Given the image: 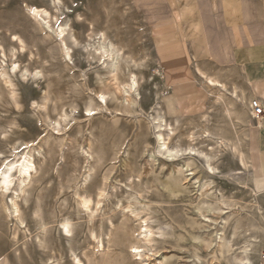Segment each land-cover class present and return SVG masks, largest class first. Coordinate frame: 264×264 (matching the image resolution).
Here are the masks:
<instances>
[{
    "label": "rangeland",
    "instance_id": "1",
    "mask_svg": "<svg viewBox=\"0 0 264 264\" xmlns=\"http://www.w3.org/2000/svg\"><path fill=\"white\" fill-rule=\"evenodd\" d=\"M60 1V10L55 11L51 0H0V45L5 54L11 45L18 46L16 40H11L13 35L28 48L15 51L12 59L0 60V66L16 62L19 71L28 72L24 79L16 76L14 92L17 97L13 100L17 103H11L15 101L0 81V167L2 160H17L19 154L30 152L37 170L32 184L26 188V201L19 202L23 224L16 240L12 234L14 222L5 218L0 206V264H45L48 253L39 246L37 239L50 248L59 244L63 252L60 264L73 263L70 250L85 263L81 254L84 249L91 253L96 241L106 246L107 240L112 238L117 248H126L122 253L125 264H137L140 260L133 249L127 248L131 244L140 247L141 264H237L235 256L251 242L250 237H264V217L260 219L247 206L252 199L245 188L250 184L247 176L250 169L240 168L228 143L224 150L213 142L197 144L198 151L207 150L205 153L213 155L212 174L201 155L185 152L168 161L157 154L156 132L146 127L145 120L150 121L158 109L163 110L169 120L194 118L198 114L175 117L164 108L162 74L154 56L149 25L143 18L142 9L146 3ZM26 5L57 14V21L47 20L51 26L67 22L64 44L70 50L71 59H63L60 55V38L52 32L46 36L44 31H39ZM99 40L101 44L108 40L121 50L129 67L120 65L119 68L118 65L115 68L118 72H113L114 68L109 66L112 59L100 57L103 50L95 49L101 45ZM28 52L33 55L30 59ZM129 72L141 78L137 92L131 94V99L135 100L128 105L130 107L126 106L124 98L127 95L123 93L117 96L118 102L107 94L102 102L98 92L114 85L112 75L117 74L118 82L123 84ZM96 101L102 107L92 112L88 121V113L84 110L93 107ZM63 114H67L68 119H64ZM213 117L218 122L223 119L218 111ZM184 127L183 131L193 128ZM225 130L222 135L226 140L238 146L234 131ZM89 132L93 135L92 159L89 158L93 170L83 182L80 173L86 167L83 152H89L86 143V139L91 138ZM178 133L166 142L169 147L181 145L184 149V141L178 138ZM210 147L215 149L210 150ZM188 162L192 166L191 171H185L187 182L182 181L172 195L170 190L176 187L177 175L170 173V169ZM206 181L210 183L208 192L201 196L199 184ZM75 193L81 194L87 202L91 200L92 204L88 203L96 212V240L86 230V212L77 204ZM254 197L264 216V194ZM218 208H221L220 214ZM40 219L46 223V235L39 229ZM64 219L70 220L74 230L68 237L61 236L58 224ZM141 220L145 223L141 224ZM242 223L249 224L233 236V229ZM141 225L151 231L149 244L142 241L144 228ZM109 229L112 231L110 237L107 236ZM221 229L225 238L232 239L230 253L219 254L215 244L205 249L201 243L211 232L212 238L214 234L219 237ZM253 248L250 264H261L260 253L264 246L254 244Z\"/></svg>",
    "mask_w": 264,
    "mask_h": 264
},
{
    "label": "bare ground",
    "instance_id": "2",
    "mask_svg": "<svg viewBox=\"0 0 264 264\" xmlns=\"http://www.w3.org/2000/svg\"><path fill=\"white\" fill-rule=\"evenodd\" d=\"M132 1L134 2V4L137 5L138 3H149V2H155L158 0H132ZM51 3L54 5L53 10H55V11L60 10L58 7L62 4L60 0H51ZM26 8L28 9L30 17L32 18L34 24L39 29V31H42V32L44 31L46 33L45 34L46 36H49V32H52L54 35H56L58 38H60V43H58V48H59V51L61 53L60 55L62 56V58L63 59H65V58L71 59L70 50L66 46V44H64V37L66 36L65 35L66 34V27L68 25L67 22L64 24H61V25L55 24V25L51 26L47 20L52 19L53 21H57V19H58L56 16L57 14H50L46 8H38V7H34L32 5L31 6L26 5ZM77 18L79 20L80 16H77ZM102 35H103L102 37L104 38L103 33H102ZM11 38H12L11 39L12 41L16 40V42L18 43V46L11 45L10 49H8V51H7V54H5L3 47H1V45H0V60H2V62L4 61L2 58H6V57H9L11 59L14 58L16 55L15 51L28 49V48L26 49L25 45L23 44L22 40H20V38H17L15 35H13ZM107 41H104L101 44V42L99 40L101 45L98 48H95L97 51L99 50V52H100V50H103V52L100 54L101 55L100 57H103V58L105 57V59L108 58L109 60H110V58L112 59V62L110 63L109 66H110V68H114L113 72H116V73L118 72L115 69L118 67V65H119V68L121 65L122 68L127 69V67H129L128 61H126L127 59L125 60V58H122V56L120 54L121 50L114 48L113 44L110 41L109 42H107ZM96 45H98V44H96ZM30 56L33 57V55H31V53L28 52L27 58L30 59ZM100 59H102V58H100ZM101 61H103V60H101ZM104 62H102V64ZM105 63H107V62H105ZM130 63H132V62L130 61ZM0 67L2 69L0 71V81H1L2 85L5 87L4 89H6V91L9 90V92H10L9 95L11 94L10 97L12 98V100L16 99L15 97H17V96H15L16 94L14 92V90L16 88V83H15L16 76L18 74L20 76V78L24 79L28 72L27 73L25 72V74H23L22 71H19L20 69H19V66L16 64V62H10L7 66H4V67L0 66ZM197 67H195L194 69L196 70V72L200 76V78H202L204 80L203 85L208 89L209 95H210L209 105H207L208 106L207 111L205 110V112L203 114L198 115L197 117H194V118L169 120V119H167V117H165L164 113L162 112L163 110L162 111L160 109H158L157 111L155 110L156 115L153 116L150 121L145 120V122H147L146 127H152V129L156 132L155 141H156L157 154H159L161 157L167 159L168 161H173L175 158L183 155V153H185V152L188 153L189 155H193V156L201 155V157L203 156L205 158L206 167L208 170H210V173L212 174V171L214 170V168L211 166L210 162L213 160L214 157H213V155L205 153V151H207V150H205L204 152L198 151L197 147H196L197 144L198 143L203 144L205 142H207V143L213 142V144L216 145L220 150H224L225 148H227V143H228V145H230V150H233L232 152H234L236 154L240 168H242L243 170H248L249 162H248V156H247L246 138H247V124H248L247 115H248V111H249V109H248V103L249 102L246 103V99H245L246 97L244 96L245 94L243 91L244 89L241 90L233 84L231 89L227 90L225 84L222 81H219L212 74H210V75L205 74V71L204 72L200 71L199 67L198 68ZM130 70L132 71V69H130ZM110 71H112V70H110ZM128 71H129V69H128ZM133 72L128 73V75L126 76V80H125L126 82L123 84L118 82V79L116 78L117 74L116 75L113 74L111 78H113V81H115L114 85L112 84V87L110 89L107 87L108 88L107 91L98 92V94H99L98 97L101 99V101L102 102L104 101L106 94L113 96V98L116 99V101H117V99H118L117 96L121 95L123 93V95L124 94L127 95V97L124 96L126 106L132 104L135 99L134 100L131 99V94H133V93L135 94L137 92V87L139 86L138 84H140L138 82L141 79L136 74H134ZM110 75H111V72H110ZM235 79H234V81H235ZM110 84H111V82H110ZM108 86H110V85H108ZM103 89H105V88H103ZM132 97H133V95H132ZM121 100H123V99H121ZM13 101H15V102L11 101V103H17L16 100H13ZM95 103L96 104L93 105V107H87L84 110L86 113H88V121L90 120V118H92V112H94L98 108L102 107L101 106L102 104H100L98 101H96ZM119 103H118V106H119ZM116 106H117V104H116ZM128 107H130V106H128ZM116 111H118V110H116ZM216 111H218L222 114L223 119H222V121L220 120L221 122L216 121L215 118L213 117V114ZM63 117H64V119H68L67 114H63ZM143 122H144V120H143ZM139 123H140V121H139ZM139 125H141V123ZM186 125H189V127L192 126L193 128H190V129H187L186 131L185 130L183 131L182 129H185L184 126H186ZM226 128L227 129L229 128L231 131L232 130L234 131V133L236 134V137H237L238 144H239L238 146H236L235 144H232L231 142L226 140L224 135H222L223 134L222 130L223 129L225 130ZM225 131H223V132H225ZM239 131H240V134H238ZM176 132H179L178 138L183 139V141H184L183 142L184 143V149H182L183 147L181 145H177L175 147H169L168 143L166 142L169 140V138L172 135H176L175 134ZM89 134H90L91 138L86 139L87 148L89 149V152L88 151L83 152L84 153V162L86 163V167L84 168V171L82 170V172L80 173V176L82 177L83 182L88 177V174L90 173V171L93 170V169H91L92 165H90V162H89V160H90L89 158L91 157V159H92V152H90V151H91V147L93 145L92 144L93 135L90 132H89ZM225 136H226V134H225ZM230 136H233V135L231 134ZM230 136H229V138H230ZM25 145H27V144L25 143ZM46 145L48 147H50L48 144H46ZM56 146H61V144H57ZM28 147L29 146H27V148ZM213 148L210 147V150H213ZM19 155H21V156L17 160H13V161L12 160H8V161L2 160L1 161V167L2 168L0 167V206H1V209L3 211L5 218L10 219L11 222H14V228H13L14 233H12V234L14 235L13 239H15V240L17 239L16 238V235L18 234L17 232L20 231V228H21L20 226L23 224L22 213H21L22 211H21V206H20L19 202H20V200H22L21 203L24 204V202L26 201V198H24L25 197L24 195L27 194L26 188L32 184L34 175L37 173V170H36L35 164L32 160V156H31L30 152L21 153ZM15 157H16V155H15ZM91 163H94V162H91ZM191 166H192V164H189V162H188V164L179 165V166L174 165L171 167L170 173L177 175L175 177L176 187H175V189L170 190V193L172 195L176 194L177 187L182 181L187 182V180H186L187 176L185 175V171H191V169H189V168H191ZM192 174H193V172L190 173V175H192ZM209 185H210V183L208 181H206L204 184H199V187H200L199 192H200L201 196L207 194V192H208L207 187ZM205 187H206V189H205ZM245 188H246V190H248L252 194V199L249 201L248 205L247 204L246 205L249 207L250 210L253 209L256 212V214H258L260 216V219H262L264 217L263 212H262V208L257 203L256 198L254 196H257V198H258L259 195L264 194V180L263 181H251L250 184H247L245 186ZM203 191H204V193H203ZM209 193H210V191H209ZM22 196H23V198H22ZM75 197L77 198V204L79 205V207L86 212V214L84 216L87 219V229L86 230L89 231L93 240L94 239L96 240V238L94 237L96 229H97L96 222H94V220L96 219V216H95L96 212L95 213L93 212V210H92L93 208H91V206L89 204V203H91L90 202L91 200H89L88 201L89 203H88L83 198V196L79 193H75ZM7 198H9V199L7 200ZM245 208H246V206H245ZM133 211H135V210H133ZM220 211H221V208H218L217 213L220 214ZM135 216L138 217L139 215L136 213ZM237 216H235V217H237ZM246 218H247V216H246ZM138 220H140V218ZM143 220H141L142 221L141 224H143V222H144ZM58 224L61 227V236L62 237H68L74 231V230L72 231L73 228L71 226L70 220L64 219L62 221H59ZM248 224L249 223H246V224L241 225L240 227H235L233 229L232 235L234 236V234L240 232V228L245 227ZM224 225H225V223H224ZM38 226H39V229H41L42 234L46 235L47 230H46V223H44V220L40 219V221L38 222ZM120 227L121 226H119V228ZM140 227L144 228V232L142 233V235H143L142 241L149 244L150 243L149 236L151 235L150 229H148L147 226H145V225L144 226L141 225ZM208 227H210V225ZM222 230L223 229L220 230L219 237H217L218 234H214L215 237L212 238L213 232H211L207 239L202 240L201 243L203 244L205 249H209L213 244H215L216 249L219 251L218 252L219 254H222L223 252L230 253V251L232 250V244H231L232 239L230 237L225 238ZM24 231H26V230H24ZM111 235H112V231H111V229H109L107 236L110 237ZM58 237H60V236H58ZM250 238H251V242H249L248 245H246L244 247V249H241L237 253V255L235 256L236 258L234 257L235 261H237V264H250L249 255H250V251H252V250L254 251L253 245L254 244L255 245L263 244V246H264V237L257 236V237H250ZM37 240H38L39 246H42L45 249V251H47V253H48V257H46L44 259L43 263H45V264L46 263L60 264V262L62 261V256H63L62 253L63 252H61L62 250H61L59 244L55 243L54 247L50 248V247H48L47 244L43 243L40 239H37ZM95 243H96V245L93 246L94 249L92 252L90 251L91 253L86 252L85 249L81 253L82 257L85 260V263H83V261L79 257L74 255L73 250H70L69 253L71 254V257H72V261H73L72 264H125V261L123 260V254L122 253L126 250V248L122 249L123 251L120 250L119 248H117L113 243V238L107 240L106 246H103L101 241H96ZM127 248L134 250V253H136V255L139 256V259H140L139 262H137V264H141L143 260H141V257H140V254H141V252L139 251L140 247H136L135 244H131V245H128ZM13 251H15V250H13ZM15 252L17 253L18 250H16ZM214 252L215 251H213L212 255H214ZM96 254H98V258L96 257L97 256ZM53 255H56V257ZM212 258H214V256H212Z\"/></svg>",
    "mask_w": 264,
    "mask_h": 264
},
{
    "label": "crops",
    "instance_id": "3",
    "mask_svg": "<svg viewBox=\"0 0 264 264\" xmlns=\"http://www.w3.org/2000/svg\"><path fill=\"white\" fill-rule=\"evenodd\" d=\"M142 10L170 115L207 110L210 95L197 66L227 90L233 84L244 89L246 103L255 98L264 106V0H158ZM247 121V176L250 182L263 181L264 114L258 127L249 111Z\"/></svg>",
    "mask_w": 264,
    "mask_h": 264
},
{
    "label": "built area",
    "instance_id": "4",
    "mask_svg": "<svg viewBox=\"0 0 264 264\" xmlns=\"http://www.w3.org/2000/svg\"><path fill=\"white\" fill-rule=\"evenodd\" d=\"M249 115L251 119L255 122V127L260 125V117L264 114V106L258 99H251L248 104ZM261 264H264V250L260 253Z\"/></svg>",
    "mask_w": 264,
    "mask_h": 264
}]
</instances>
